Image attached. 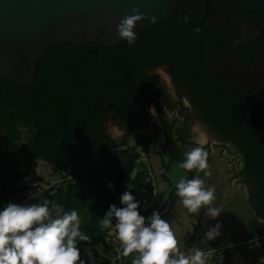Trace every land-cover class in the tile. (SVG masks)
<instances>
[{
  "label": "trees",
  "instance_id": "trees-1",
  "mask_svg": "<svg viewBox=\"0 0 264 264\" xmlns=\"http://www.w3.org/2000/svg\"><path fill=\"white\" fill-rule=\"evenodd\" d=\"M141 37L132 45L103 51L95 44L55 47L37 64L33 87L0 77V202L13 199L16 184L23 181L21 192L26 198L17 204L47 199L66 211L77 210L82 218L81 228L90 237V243L81 242L86 262L88 254L83 249L96 254V248L109 233L100 230L98 218H102L110 203L119 206V196L126 184L132 185L133 195L142 204L152 197L147 171L151 165L146 156L158 152L161 145L157 135L164 133L163 123L158 119L151 132L138 134L134 147L128 145L129 137L120 144L111 141L104 125L106 111L120 112L127 120L122 123L130 126L145 125L149 98L157 102L160 115H164V97L157 87L136 88L141 74L139 62L151 52L149 48L138 54ZM133 106L142 112V117L133 114ZM165 123L168 145L164 140L163 149L181 163L175 157L184 159L178 147L180 140H175L173 125L166 120ZM22 126L29 129V140L18 154H12L8 147L20 140ZM262 130L264 143V127ZM38 160L49 163L61 175L62 184L56 190L43 191L38 186ZM262 174L263 180L249 183L260 216H264ZM109 181L114 185L112 189L106 187ZM173 207L169 200L167 215ZM254 252L263 253L264 243Z\"/></svg>",
  "mask_w": 264,
  "mask_h": 264
},
{
  "label": "flooded vegetation",
  "instance_id": "flooded-vegetation-1",
  "mask_svg": "<svg viewBox=\"0 0 264 264\" xmlns=\"http://www.w3.org/2000/svg\"><path fill=\"white\" fill-rule=\"evenodd\" d=\"M147 33L138 41V54L149 48L151 52L139 62L136 88L157 87L165 109L186 122L185 130L193 121L214 125L219 135L213 138L239 154L238 175L251 185L263 180L264 10L243 11L228 0H183ZM248 101L258 107L252 125L239 123L235 115V108ZM146 103L147 122L139 127L161 116L155 100ZM249 111L245 109V120ZM132 112L139 118L143 115L135 106ZM104 115V122L108 117L127 121L120 112ZM179 143L190 142L183 137Z\"/></svg>",
  "mask_w": 264,
  "mask_h": 264
},
{
  "label": "clouds",
  "instance_id": "clouds-1",
  "mask_svg": "<svg viewBox=\"0 0 264 264\" xmlns=\"http://www.w3.org/2000/svg\"><path fill=\"white\" fill-rule=\"evenodd\" d=\"M132 15L124 16L116 25V34L128 45L136 42L134 29L138 23L155 17H147L133 8ZM180 168L207 171V152L199 145L184 153ZM108 189L114 187L109 181ZM119 196V206L110 203L102 218H98L100 230L114 233L120 242V255L129 257L130 264H209V254L194 248L188 254L181 252L170 222L158 209L145 216L146 208L133 195L132 185L126 184ZM175 195L188 213H203L209 220H216L222 208L215 206V189L205 187L199 176L181 177L175 185ZM82 218L77 210H65L55 202L17 204L11 201L0 206V264H93L91 252L84 248L88 260L82 258L81 242L90 243L89 235L81 228ZM221 223L208 225L203 239L213 241L221 236ZM227 247H232L231 243Z\"/></svg>",
  "mask_w": 264,
  "mask_h": 264
},
{
  "label": "water",
  "instance_id": "water-1",
  "mask_svg": "<svg viewBox=\"0 0 264 264\" xmlns=\"http://www.w3.org/2000/svg\"><path fill=\"white\" fill-rule=\"evenodd\" d=\"M183 0H0V77L33 87L37 64L55 47L95 44L103 51L127 44L116 34V25L136 8L145 19L134 31L137 38L163 23ZM235 8L264 10V0H228ZM206 17L203 19L204 23ZM122 95V90H121ZM155 110L158 111L154 103ZM164 140L167 141V124ZM181 162L182 159L175 155ZM192 178L191 170H188ZM175 191L171 203L175 200ZM172 207V206H171ZM170 207V209H171ZM166 213L162 214L165 215Z\"/></svg>",
  "mask_w": 264,
  "mask_h": 264
},
{
  "label": "crops",
  "instance_id": "crops-1",
  "mask_svg": "<svg viewBox=\"0 0 264 264\" xmlns=\"http://www.w3.org/2000/svg\"><path fill=\"white\" fill-rule=\"evenodd\" d=\"M160 134L157 135V138L163 147L164 136ZM160 148L158 152H152L146 156L153 169L156 183V195L151 198L150 211L155 208L161 214L166 213L162 216L170 222L177 239V246L181 252L188 254L194 248L213 245L226 238L239 239L264 234V216L257 214L251 185L237 173L239 154L230 149L228 150L226 146L224 147L222 145L216 146L209 154L210 157L212 155H218L220 161H216L215 163L207 162L208 168L204 170L216 175L215 179L207 180V183L205 182V187H214L216 196L214 205L222 208L220 216L216 220H209L202 213L198 221L197 217L193 218L185 213L183 207L178 210L175 216H172L173 209L167 215V212L170 210L168 203L175 191V185L181 177L187 179L188 173L182 168L173 166L171 161L168 160L167 155L165 156ZM201 178L207 179V176H204V172ZM238 195L242 196L243 201L248 206L250 215L253 217L252 221H246L245 218L236 217L237 215L231 212L232 207L230 204ZM228 210H230L231 214H229ZM224 212H228V215ZM182 216L185 217L183 218ZM217 220L221 223V236L213 241L203 239L205 228L208 225H214ZM230 263L264 264V252L258 255H256V252H238L230 257ZM93 264L103 263L99 259H96Z\"/></svg>",
  "mask_w": 264,
  "mask_h": 264
},
{
  "label": "rangeland",
  "instance_id": "rangeland-1",
  "mask_svg": "<svg viewBox=\"0 0 264 264\" xmlns=\"http://www.w3.org/2000/svg\"><path fill=\"white\" fill-rule=\"evenodd\" d=\"M254 103L255 102H253V101H248V102H245V104H244L245 106H243V108H241L240 105L235 108V111H236L235 115L237 114V116H239V119L241 120V122H239V123H243V121H244L247 123L250 122L251 123L250 125H252L253 118L256 120V112L258 110V107ZM165 105L166 104H164V106ZM239 108H241V110H239ZM245 109L246 110L250 109L249 113L251 115L250 117L246 118V120L243 117ZM153 113H154V110L152 108V114ZM163 117H164V120H166L167 122H169L170 124L173 125V134L175 136V140L178 141V140L182 139L183 137L189 139V142H190L189 145H184V144L178 143V147L181 149V151L183 153L190 150V148L194 147V145L195 146L199 145L207 152V162L215 163L216 161H220L218 155H212V157L209 156L211 151L214 149L215 144L218 143L217 145L219 146L222 143L220 140L213 138V135H219V133H218V131L214 125L212 126V125L206 124L205 122H202V121L201 122L200 121H193V122L189 123L190 125H189L188 129L185 130L184 126H185L186 122H184V120H182L180 118V116H177L176 113L168 112L167 108L164 110ZM250 119H251V121H250ZM152 124L154 125L155 123H151V124L144 126V127H136V126L134 127V126H130L128 124L119 122V121H117L116 118L112 119L110 117H108L107 120H105V122H104L106 133L110 137L111 141L115 142L116 144H120L126 137H129L128 145L130 147L135 146L136 138H137L138 134H147V133L152 131V129H153ZM19 130L21 132L20 140L12 143L8 147L9 152H11L12 154H18L21 147L24 144H26V142L29 140V137H30V133H29L28 128L22 126V127H20ZM160 135H162V133ZM226 147L228 148V150L230 149L228 147V145ZM138 150H141V148H139ZM160 150L163 152V154L165 156L167 155V154H165V151H164L162 146H161ZM167 158L169 161H171V164H173V166L179 167V165H180L179 162L172 159L168 155H167ZM187 172L189 173L188 170H187ZM191 172H192L193 176L195 175V176L202 177V174H203V171H201L202 172L201 173V172H198L197 170L195 171L194 169L191 170ZM36 174L39 178L38 186L43 191L49 190V189H55L56 190L58 188V186L60 184H62L61 175L54 172L53 167L49 163H47L43 160L37 161ZM190 177L191 176L189 174L187 179H189ZM215 178H216L215 174L209 173V175H207L206 180H205V178H202V179L207 183V180H213ZM22 185H23V181H20L16 184V187L13 191L14 198L5 200L6 203L9 201H11L13 203H17L18 200H20V199L24 200L26 198L24 196V193L21 192ZM215 202L216 201H214V203ZM6 203L0 202V206L5 205ZM230 205L232 207L231 212H234V215H237L236 217L245 218L246 221H248V220L252 221L253 217L250 215V211L248 209V206L243 201L241 195H238V197L236 199H233V201L231 202ZM181 207H183V205L180 203V198L177 197L175 202H174V207L172 210L173 211L172 216H175V214L178 213V210ZM183 210L190 217H193V218L197 217L198 221L200 219V215L203 213L202 209H201L199 214L188 213L184 207H183ZM228 211H229V214H231L230 210H228ZM224 213L226 215H228V212H224ZM170 219H171V217H170ZM197 224L199 225V223H197ZM236 253H238V252H236ZM91 256H92L93 262H95L96 259H99V252H96V254L91 252Z\"/></svg>",
  "mask_w": 264,
  "mask_h": 264
},
{
  "label": "built area",
  "instance_id": "built-area-1",
  "mask_svg": "<svg viewBox=\"0 0 264 264\" xmlns=\"http://www.w3.org/2000/svg\"><path fill=\"white\" fill-rule=\"evenodd\" d=\"M143 157H145L144 154ZM147 171L148 177L151 180L152 196H154L156 195L154 172L150 166L147 168ZM151 198L143 202V206L146 208L145 212L150 211ZM3 203H6V201L4 200ZM228 243H231L232 247H227ZM263 243L264 234L260 236H248L239 239L226 238L219 243L209 246H201L199 248L205 250L209 254V264H231L230 257L236 252H253ZM96 251L99 252V260L103 264H130L132 258L131 255L129 257L120 255V242L115 239L114 233H108L105 241L96 248Z\"/></svg>",
  "mask_w": 264,
  "mask_h": 264
}]
</instances>
